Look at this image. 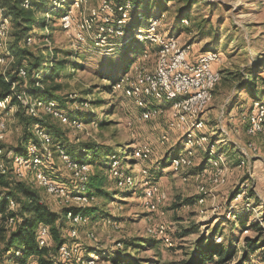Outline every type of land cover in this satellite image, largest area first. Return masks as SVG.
Listing matches in <instances>:
<instances>
[{"label": "rangeland", "instance_id": "obj_1", "mask_svg": "<svg viewBox=\"0 0 264 264\" xmlns=\"http://www.w3.org/2000/svg\"><path fill=\"white\" fill-rule=\"evenodd\" d=\"M132 1L139 9L132 6ZM150 1L55 0L57 7L69 2L68 10L73 9L77 18H97L95 25L85 33V42L77 39L79 28L75 24L73 29L64 27L59 11L39 13L37 16L42 20V16H51V27L42 31L40 25H36L26 35L27 46L32 51L41 49L46 57L44 67L56 66L63 58L67 61L60 75L47 81L52 86H60L56 92L63 98L61 106L56 100L47 102L49 100L44 99L37 107L36 99H24L28 104H36V115L44 124H52L58 129L55 136L60 142H54L74 149L95 142L103 151L110 150L105 168L96 162L94 166L90 164L79 171L81 176L84 177L85 173V177L88 176V185L92 172L95 178H103L101 191L89 187L94 198L88 207L93 205L97 211L90 215V219L86 216L85 222H78L76 236L70 237L72 225L69 222L64 233L69 241L79 244L85 256L99 254L101 264H130L138 256L153 258L155 249L143 247L136 252L127 245L136 237L148 235L162 239L160 264H173L191 257L207 239L232 250L233 262H236L243 255L245 237L261 236L264 240V226L260 233L251 228V223L262 221L264 215V101L253 100L256 97L246 86L252 74L261 77L258 80L260 85L264 79V0ZM106 2L112 7L108 10L111 26L123 21V35L105 28L104 34L112 46L107 52L98 48L94 40L104 28L102 19L106 11L103 5ZM138 13V17L144 18V26L148 25L150 17L160 16L158 32L178 38L181 48L187 49L189 58L208 51L218 53L214 68L220 72L221 79L200 113L204 126L197 129L186 126L169 107L157 118L144 121L140 118L141 109L122 89L115 87L117 79L127 68L129 73L135 68L139 71L153 69L157 62V44L149 39L143 40L145 44L136 39L128 48L125 45L133 37L134 30L131 37L130 28L138 22ZM16 30L17 24L12 22L8 47L14 41ZM114 51L117 52L111 54ZM14 60L13 53L0 59V71L7 73ZM20 75L26 77V74ZM37 81L36 86H41L40 78ZM259 97L264 98V92ZM82 98L88 100H76ZM76 108L81 109L76 112L84 120L68 117L66 111ZM16 110V106L0 107V120L5 124L0 128V145L5 149L17 145L23 133L20 118L13 115ZM88 113L91 115L85 120ZM253 118L257 125L253 124ZM72 119L78 120L74 123ZM202 134L208 136L214 146L207 149L202 145L195 150L198 144H193L195 156L191 164L175 167L172 157L185 153L188 138L196 139ZM38 140L41 145L37 153L41 159L48 160L38 168H48L62 176L67 174L68 180L58 183L68 189L80 186L81 176L76 175L77 169L71 168L70 161L65 162L58 156L59 147L44 143L39 137ZM32 143L30 141V145ZM5 149L0 148V161ZM146 149H149L147 154ZM46 151L52 158L46 157ZM114 153L120 156L118 164ZM219 157L223 166H220ZM203 166L206 168L196 170ZM17 168L21 172L19 178L37 185L36 168ZM144 170L148 173L145 174ZM38 188L52 207H66L61 193H48L45 188ZM148 190H153V201L146 194ZM201 197L204 200L198 201ZM14 223L8 228L5 226L7 237L10 235L8 229ZM89 233H93L94 238H90ZM47 238L51 257L58 264L64 259L59 252L52 251L55 245L52 237ZM256 263V256L246 262ZM0 264L19 263L7 261L0 252ZM24 264H38L37 257L28 258Z\"/></svg>", "mask_w": 264, "mask_h": 264}, {"label": "trees", "instance_id": "obj_2", "mask_svg": "<svg viewBox=\"0 0 264 264\" xmlns=\"http://www.w3.org/2000/svg\"><path fill=\"white\" fill-rule=\"evenodd\" d=\"M150 2H155V0ZM0 3L6 8L7 12L12 15L13 25L14 23L17 24L14 41L10 45L15 60L11 69L7 73L0 71V101H6V103L8 102L7 105L17 107V110L13 115L20 118L23 128V133L17 145L7 146L6 149L4 148V145H0V148L3 150L5 149L3 157H1L3 159V168L0 167V187L2 189H0V214H2V221L0 222H3L2 225H4L0 226V241H2L0 252L7 257V261H13L19 264H24L27 262L28 258L35 256L37 257L38 264H57L51 257V249H49L47 245L41 246L39 243L38 230L40 227L46 226L48 228V235L55 241L52 251L57 254L58 248L62 244L71 242L67 239L64 233L69 227L67 219L68 215L71 213H79L85 219L86 216L90 219V215L97 211V207H94L93 205L82 208L72 206L63 208L52 207L48 202V199L41 195L38 186L30 183L28 179L18 178L15 175L14 160L16 155L27 153L30 141L37 146L41 145L38 137L34 134L35 131H33V126L35 128L36 124L47 128L52 144L60 142L55 136L57 135L55 132H57L58 129L52 124H44L43 119L29 114L27 109L21 105L18 96L24 91L26 94L34 97H40L45 100H56L60 106V103L64 102L63 98L56 92L60 86H52L51 84H48L47 81L48 79L54 80L55 77L60 75V72L66 68V59L63 58L58 60L56 66L44 67L47 60L46 57L43 55L41 49H38L39 51H32L27 46L26 35L32 32L36 25H40L42 31L51 27V16H42V20L41 17L37 16L39 13L45 12L52 14L55 11H59L60 16H63L68 10L69 2L64 3L61 7H57L55 0H0ZM26 3L29 4L28 7L25 6ZM149 13L150 11H147L148 15H150ZM143 14L145 16V13ZM137 18L138 22H135L130 28L131 37L133 30L144 22V18L141 19L138 16ZM136 39L138 38L132 37V39L128 41V44H125L127 45V48L129 44ZM142 42L143 40L138 39V43L145 44ZM115 52L117 51H114L111 54ZM75 65L76 64H74L72 68H74ZM22 71L26 74V77L24 78L20 75ZM253 75L254 74L247 79L246 86H249L253 96L256 97L253 100L264 101V98L259 97V95L264 92V79H262L260 85L258 80L261 79V77L256 78V76ZM39 78L41 80V86H36V82ZM76 100L82 102L88 99L82 98ZM80 110L79 108H76L66 112L69 118L77 117L84 120L77 113ZM7 111L8 109L4 112ZM90 115L91 114L88 113L86 117L84 116L85 120H88ZM61 144L64 143L61 142ZM62 146L64 147L65 144ZM66 150L72 154L74 159L89 165L91 164L92 166L98 162L102 168L106 167V158L110 151H103L102 147L95 142L85 143L77 149L66 148ZM114 154L117 158L120 157L118 154ZM175 156H177V154ZM205 166L196 168V170H202L206 168ZM45 171L50 173V176L59 183L60 181L68 180L67 174L62 176L55 173L53 170L49 171L48 168H45ZM102 186L103 178H95L92 172L89 185L90 189L97 188L101 191ZM90 189L89 191L94 194ZM10 200H14L16 203V208L13 210H10ZM8 215L14 217L15 222H13L14 225L8 229L10 232L9 237L6 235L7 229L5 228V226L7 227L6 216ZM262 221L264 222V215ZM262 221L251 223V228L256 229L259 233L262 232L264 226ZM208 241L209 245L207 246L206 244ZM161 243H163L162 239H158L153 235H148L146 237L139 236L127 242V245L133 248L136 252L140 251L143 247L156 250V256L153 258L138 256V258L130 264H160L159 257L161 252L159 246ZM243 248L244 252L242 257L236 262H233L235 255L232 250H227L222 247V245L215 244L210 239H207L200 243L197 252L193 253L191 257L179 262H174L173 264H246L251 256L257 257L258 264H264V240L261 236L245 237ZM58 264L63 263L59 261Z\"/></svg>", "mask_w": 264, "mask_h": 264}, {"label": "bare ground", "instance_id": "obj_3", "mask_svg": "<svg viewBox=\"0 0 264 264\" xmlns=\"http://www.w3.org/2000/svg\"><path fill=\"white\" fill-rule=\"evenodd\" d=\"M28 3L25 4L28 7ZM132 6L135 8L136 5L134 1H132ZM106 14L103 17L102 26L103 29L100 31L96 37L94 38L96 42V46L100 49H104L106 52L112 50V46L108 42V36L105 33V28L114 30L116 33L122 34V23L123 21L119 20L114 22V26H111V15L108 11L112 10L110 3L106 2L103 5ZM123 7V6H122ZM133 8V9H134ZM139 9V7L135 8ZM140 13L137 14V16ZM162 15V14H161ZM72 18L73 25L75 24L79 28V32L77 33V39L85 42L86 37L85 33L89 28L95 25L97 18L96 17H81L77 18L73 9H70L62 16V22L65 28L70 27V19ZM142 19V17H140ZM12 15L7 12L6 8L3 7L0 3V59L5 57L12 56L11 49L8 47V43L10 42V33L12 30ZM187 22V20H184ZM161 26L160 16L150 17L148 21V25L144 26L143 24L137 26L134 30L133 37L138 38L140 40L149 39L151 42L157 44L158 47V58L153 69H143L139 71L137 68L133 69L134 71L126 72L115 84L117 89H122L127 97L133 100L134 104L141 109L140 118L144 121H149L154 118L160 116L165 109L168 107L172 110V114L179 119L186 126L189 125L190 128L197 129L205 124L200 119V113L205 107L206 103L212 96V91L218 84L221 79L220 72H210L209 81L204 85L203 92H196L195 90H181L179 87H169L168 83L165 80V72L168 71V64L173 61L175 67H172V74L177 78L178 81H186L185 71L187 69V65H192V70L195 73H202L206 71V63H194V60L189 58L188 51L185 48H181L179 45V40L176 37H167L166 35L160 34L159 28ZM123 35V34H122ZM145 55V52H144ZM198 59H215L218 60L219 55L215 51L203 52L198 55ZM3 61V60H2ZM21 74H25L24 71ZM36 83H39L37 81ZM19 99L21 101V105L31 113L33 116H37L35 109L36 104L37 107L41 105V99L39 97H34L32 95H28L25 92L20 94ZM36 99V104H28L24 99L25 98ZM52 102V101H47ZM8 102L0 101V107H6ZM43 104H47L43 102ZM3 106V107H2ZM20 106V105H19ZM48 107H50L48 103ZM13 108V106L11 107ZM54 108V107H53ZM50 109V108H49ZM55 109V108H54ZM51 110V109H50ZM56 111H59L56 109ZM78 119H72L74 123L77 122ZM254 125L258 123L255 119H252ZM4 123L0 120V128L4 127ZM43 126L35 125V134H39V139L46 142L47 144H51V137L48 131H46ZM164 139H167V136H164ZM206 141L208 143L202 142ZM193 144H198L195 147V150L199 146L206 145L207 149H211L214 146L213 141L205 134L200 136H196V139L188 138L186 141L185 153L181 156H175L172 159V164L178 167L183 164H191L195 151L192 147ZM59 148L58 156L63 157L65 162L70 161L72 163L71 168L77 169L76 175H80V170L83 167L89 166V164L83 163L73 158L72 154L68 152L65 147L59 144H55ZM39 146L35 144H31L28 147L27 153L22 155H16L14 160V173L19 178L21 177V172L17 166L30 167L31 169L36 168L35 181L37 185L33 183L35 186H41L46 189L48 193H61L64 198V202L66 207H87L94 198V194L89 192V185L86 182L88 176H81L80 186L77 185L74 189H68L66 185L59 184L54 180L49 173L45 171V169L38 168L40 164L48 162V160L41 159L37 153ZM149 149H146L145 153L147 154ZM44 154V151L42 152ZM46 157L52 158L51 153L46 151ZM221 155V153H220ZM116 157V156H115ZM221 162L220 166H223L224 162L221 157H219ZM209 157L208 160H210ZM217 160H219L217 158ZM116 164L119 163V158L116 157ZM188 166V165H185ZM210 166V164H209ZM213 166V165H212ZM216 166V165H215ZM0 167L3 168L2 161H0ZM190 167V166H189ZM214 168V166H213ZM119 172L116 171V174ZM144 173L147 174L148 171L144 170ZM23 176V174H22ZM187 177H185L186 179ZM53 184V186L51 185ZM67 190V192H65ZM146 194H150V190L146 191ZM153 194V190H152ZM60 195V196H61ZM204 197H201L198 201H203ZM16 208V203L14 200H10V210ZM154 208V207H153ZM2 218V214H0V221ZM68 222L72 225L70 234L71 236L77 235V230L79 226L77 225L79 221H84L85 218L77 213V214H69ZM14 222V217L6 216V224L9 227ZM109 223H112L109 219ZM78 226V227H77ZM43 235V239H42ZM88 236L90 238H94L93 233H89ZM48 228L46 226L40 227L38 230V240L41 246L48 244ZM58 249L59 254L62 255L64 260H67V253L71 254V260L74 261V264H101L99 254L91 253L89 256H85L82 252V248L79 246L77 242L64 243ZM79 250V251H78Z\"/></svg>", "mask_w": 264, "mask_h": 264}, {"label": "built area", "instance_id": "obj_4", "mask_svg": "<svg viewBox=\"0 0 264 264\" xmlns=\"http://www.w3.org/2000/svg\"><path fill=\"white\" fill-rule=\"evenodd\" d=\"M70 27L71 29H73L72 18L70 19ZM194 63H206V71L202 73H195V71L192 70V65H187V69L185 71L186 81H178L177 78L173 76L172 74V67H175L174 59H173V61H171L168 64V71L165 72V80L168 83L169 87H179L181 88V90H195L196 92H203L205 83L209 81L210 72H217L216 69L214 68V66L217 63V60L196 58L194 60ZM23 92H21V94ZM21 163H23V168H24V162H21ZM51 185L53 186V184ZM65 192H67V190H65ZM153 197L154 196H152V190H150L149 200L153 201ZM157 229H160V228L157 227ZM70 237H71V234H70ZM43 238L44 237L42 235V239ZM60 248H63V247H59L58 249ZM59 261L67 262V264H74V261L71 260V254L69 253H67V260H59Z\"/></svg>", "mask_w": 264, "mask_h": 264}, {"label": "crops", "instance_id": "obj_5", "mask_svg": "<svg viewBox=\"0 0 264 264\" xmlns=\"http://www.w3.org/2000/svg\"><path fill=\"white\" fill-rule=\"evenodd\" d=\"M199 54H201V53H199ZM199 54H198V55H199ZM198 55H196V57H194V58H193V57H190V58H191L192 60H195V59L198 57ZM215 66H216V65H215ZM206 170H207V169H206Z\"/></svg>", "mask_w": 264, "mask_h": 264}]
</instances>
